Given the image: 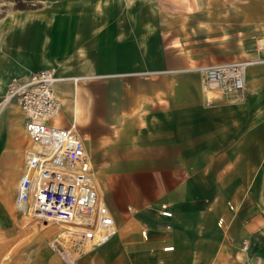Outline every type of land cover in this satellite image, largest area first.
I'll return each mask as SVG.
<instances>
[{"label":"crops","instance_id":"crops-1","mask_svg":"<svg viewBox=\"0 0 264 264\" xmlns=\"http://www.w3.org/2000/svg\"><path fill=\"white\" fill-rule=\"evenodd\" d=\"M17 21L0 25V96L13 78L56 70L58 123L74 124L85 141L117 230L132 229L82 264H218L230 254L227 241L253 256L249 264L263 259L264 64L247 68L244 91L216 90L211 101L184 34L167 27L157 0L58 1ZM70 89L87 102L80 125ZM6 126L1 172L16 177L19 165L11 170L1 160L14 152L11 132L23 156L24 119ZM164 205L172 217L162 216ZM10 209L0 202V263L28 240L17 256L32 264L27 229L9 230L18 219ZM39 253L48 254L46 245Z\"/></svg>","mask_w":264,"mask_h":264},{"label":"built area","instance_id":"built-area-1","mask_svg":"<svg viewBox=\"0 0 264 264\" xmlns=\"http://www.w3.org/2000/svg\"><path fill=\"white\" fill-rule=\"evenodd\" d=\"M261 50L264 51V26L257 44V51ZM257 63L264 64V56L254 64ZM251 65L249 61L218 63L195 70L204 77L205 89L238 93L247 87V68ZM61 80L55 69L32 72L13 78L0 99V117L10 104L20 107L24 134L30 141L16 189V212L73 227L67 229L72 233L68 241L83 251L92 250L116 235L117 224L99 190L85 141L74 124L63 128L57 122L61 103L54 84ZM161 214L172 217L167 205ZM244 246L248 248L247 241ZM163 250L171 252L174 247Z\"/></svg>","mask_w":264,"mask_h":264},{"label":"rangeland","instance_id":"rangeland-1","mask_svg":"<svg viewBox=\"0 0 264 264\" xmlns=\"http://www.w3.org/2000/svg\"><path fill=\"white\" fill-rule=\"evenodd\" d=\"M58 1L63 2L65 0H0V25L7 23L18 24L17 20L22 18L25 13H37L40 8L47 9L53 7ZM157 1L163 11L164 18L167 20V27H175L184 34L185 43L192 55L193 67L195 69L218 63L258 60L255 58V55L258 53L257 44L263 34L264 0ZM187 2L190 4L191 10L187 9ZM251 2L257 4L256 14L253 16L251 15L252 17H248L246 14L250 13L251 10L247 7ZM19 7H25L27 9L21 10ZM248 21L250 23H248ZM197 61H199L200 64L197 63ZM3 96L2 94L0 99ZM8 111L9 109L7 108L0 117L1 140L5 137L7 131L6 125L11 121L10 118L20 121L24 119V115L21 111L17 110L15 114L12 115H9ZM14 157H19L21 160L19 168H22L23 156L21 154H15ZM16 165L17 164L12 163L11 170H14ZM1 166L0 163V192H2L1 194H9V203H13L16 199L18 182L14 181L11 172L7 177H3L1 175V171L3 170ZM1 194L0 200L2 198ZM9 213L14 218L20 219L19 221L17 219V223L14 225H8L10 228L9 230L16 232L21 229H26L23 228L24 222H26V216L14 211L13 208L9 210ZM59 226V224L47 223L44 221L30 223L25 237L32 242V264H45V262L46 264H82L85 256L95 252L96 249L85 252L79 249V246L68 241L69 239L63 240L62 238H58ZM38 230H40V232H38ZM131 232L132 231H130V233ZM56 241L57 243L54 245ZM22 243L27 244L28 240H24L19 245L18 242L15 243L16 245L9 250V252L13 253V256L8 262L15 259V263L11 264H28L24 263L21 257L17 256L19 248L21 249L24 246ZM225 244V248L228 247L230 254L220 257L219 259L221 260H219L218 264H249L248 262L253 258V256L243 254L242 251L238 250L237 246L232 241L231 243L227 241ZM45 245L48 254L39 253L35 257V252L39 250L40 246L43 247ZM240 247L241 246H239V248ZM242 247H244V244ZM5 263L7 264V262H3L2 259L0 264ZM255 264H264V257L263 259L256 257Z\"/></svg>","mask_w":264,"mask_h":264},{"label":"bare ground","instance_id":"bare-ground-1","mask_svg":"<svg viewBox=\"0 0 264 264\" xmlns=\"http://www.w3.org/2000/svg\"><path fill=\"white\" fill-rule=\"evenodd\" d=\"M256 6H257V4L255 3V2H251V3H249V6L247 7V8H249L250 10H251V12L250 13H247L246 14V16H248V17H252L253 15H255L256 13ZM186 7H187V9L188 10H191V6H190V4L187 2L186 3ZM237 9V8H236ZM244 11H246V10H244ZM229 12V11H228ZM243 12V11H242ZM248 12V11H247ZM260 12V11H259ZM231 13V12H230ZM246 13V12H245ZM231 14H233V13H231ZM234 15V14H233ZM243 15V14H242ZM252 15V16H251ZM257 15H260V14H257ZM263 17V16H262ZM240 20H241V18H240ZM262 20V19H261ZM222 22H224V21H222ZM236 22V21H235ZM256 22H258V21H256ZM246 23V22H245ZM248 23H250L249 21H248ZM234 24V23H233ZM236 24V23H235ZM259 24H261V23H259ZM242 25V24H241ZM260 54L261 55H263L264 54V51L263 50H261L260 51ZM257 60H252V61H249V62H251V64H254L255 62H256ZM260 78V77H259ZM256 79V78H255ZM64 80V79H63ZM250 80V79H249ZM257 80V79H256ZM82 81V80H81ZM255 81V80H254ZM256 83V82H255ZM58 83H55L54 84V88H57L58 89V85H57ZM258 84V83H257ZM256 85V84H255ZM254 85V86H255ZM62 86V85H61ZM77 87V86H76ZM80 89V88H79ZM79 89H77V90H75V89H70L69 91H68V93H67V95H70L71 96V106H70V109H71V111H72V119L76 122V124H83L85 121H86V117H87V112H88V110H86L87 109V102H86V100L84 99H82V100H80L79 98H78V94H79ZM255 89V88H254ZM6 91V90H5ZM5 91H4V93H3V95L5 94ZM84 91V90H83ZM57 92V91H56ZM58 92H60V91H58ZM86 92V91H85ZM206 92H207V97H208V99H213V97H214V95H215V92H216V90H214V89H207L206 90ZM64 94H65V92H64ZM66 95V94H65ZM85 95V94H84ZM216 96V95H215ZM59 97V96H58ZM81 97V96H80ZM221 97V96H220ZM59 100H60V98H59ZM63 101V103H66V104H68V102H67V100H62ZM90 101V100H89ZM212 101V100H211ZM67 106H69V104L67 105ZM8 109H9V115H12V114H15V112L18 110V111H21V109H20V107L18 106V105H16V104H10L9 106H8ZM63 112V111H62ZM67 112V111H66ZM62 119V114H60V116H59V118L57 119V122H59L60 120ZM10 120H12L13 122H15V119L14 118H10ZM19 121V120H18ZM21 122V121H20ZM69 122V121H68ZM9 123V122H8ZM89 127V126H88ZM91 127V126H90ZM9 128V127H8ZM20 129V128H19ZM8 132V131H7ZM21 134V133H20ZM92 138V137H91ZM88 140V139H87ZM23 142H24V146L22 147L23 148V160H22V164H23V161H24V158H25V155H26V150H27V148L30 146V141H29V139L27 138V137H25V139L23 140ZM21 145H22V141L20 140V139H18V136L13 132H11L10 133V135H9V140H8V146H10V148H11V151L13 150L14 152H9V153H7L6 155H4L3 156V158H2V163H3V167H6V166H8V165H10V164H17V165H19V164H21V160L19 159V157H14L15 156V154H16V152L17 151H19L20 152V147H21ZM13 148V149H12ZM6 149V148H5ZM9 149V148H8ZM95 165V167H96V164H94ZM100 168V167H99ZM14 169V168H13ZM15 170V169H14ZM99 171V170H98ZM16 172V171H15ZM10 172H1V175L3 176V177H7L8 176V174H9ZM12 173H13V171H12ZM20 174H21V168H20V172L18 173V175H16V177H13V179H14V181H17L18 182V180H19V178H20ZM13 175V174H12ZM14 175V176H15ZM10 177H12V176H10ZM13 181V182H14ZM9 182H11V181H9ZM9 184V183H8ZM6 185V184H5ZM8 186V185H7ZM2 192H0V194H1ZM6 193H7V191H6ZM2 195V198H1V200H0V202L6 207V209L7 208H13V210L14 211H16V202H15V200H14V202L13 203H9V194H1ZM13 217V216H12ZM11 217V218H12ZM26 222H24V226H23V228H28L29 227V225H30V223H36V222H42V221H39V220H35V219H32L31 217H28V216H26ZM129 225H130V223H129ZM70 226H65V225H60L59 226V230H58V238H62V239H69L70 238V236L72 235V233H69V231L67 230V229H70V228H72V229H74L73 227H70ZM132 229H131V227L129 226V227H123V228H121V229H119L118 230V232H117V234L116 235H114L113 237H115V236H118L119 234H125V233H130V231H131ZM38 232H40V230H38ZM22 233H24V231L22 232ZM144 235H146V233H144ZM112 237V238H113ZM23 245H25L26 243H22ZM21 244V245H22ZM91 249H89V248H86V250H85V252H88V251H90ZM12 256H13V253L12 252H7L6 254H5V256H4V258H3V262H8V261H10L11 259H12ZM255 261V260H254ZM249 263V262H248ZM6 264V263H5Z\"/></svg>","mask_w":264,"mask_h":264},{"label":"trees","instance_id":"trees-1","mask_svg":"<svg viewBox=\"0 0 264 264\" xmlns=\"http://www.w3.org/2000/svg\"><path fill=\"white\" fill-rule=\"evenodd\" d=\"M19 9H21V10H26L27 8H25V7H19Z\"/></svg>","mask_w":264,"mask_h":264}]
</instances>
